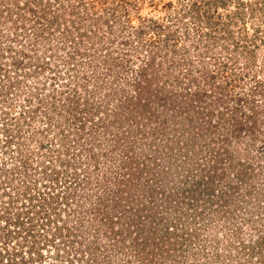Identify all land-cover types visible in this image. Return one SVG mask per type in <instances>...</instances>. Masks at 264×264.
<instances>
[{"label":"rangeland","instance_id":"rangeland-1","mask_svg":"<svg viewBox=\"0 0 264 264\" xmlns=\"http://www.w3.org/2000/svg\"><path fill=\"white\" fill-rule=\"evenodd\" d=\"M261 239L264 0H0V264H264Z\"/></svg>","mask_w":264,"mask_h":264},{"label":"trees","instance_id":"trees-1","mask_svg":"<svg viewBox=\"0 0 264 264\" xmlns=\"http://www.w3.org/2000/svg\"><path fill=\"white\" fill-rule=\"evenodd\" d=\"M215 75H218V73L217 74H210L208 77L210 78V80H211V82H212V80L213 81H217V77L215 76ZM156 75H154V77H155ZM214 85V84H213ZM214 87V86H213ZM219 88V87H218ZM217 88V89H218ZM216 89V88H215ZM216 89V90H217ZM199 95V94H198ZM211 96H210V94H209V96H206V98L204 99V100H209V98H210ZM167 99H169V97L168 96H166V95H164V98H163V100H164V102L167 100ZM212 102H214V101H212ZM155 103H159L158 101L157 102H155ZM151 103H149V101H146V102H144V104L142 105L143 107H147L148 105H150ZM210 104L211 105H213L214 103H206V110H207V112L205 111V112H202L201 114H207L208 116H209V114H211V113H213V110H214V107H213V109H211V110H208V107L210 106ZM155 105H157V104H155ZM215 109H217V107L215 108ZM228 109H229V106H225L224 107V112H227L228 111ZM254 113V112H253ZM257 112H255L254 114H256ZM223 114L224 113H222V112H220L219 110L217 111V116H219V119H222L223 118ZM257 115V114H256ZM198 117V116H197ZM199 118H203V117H199ZM170 119H168L167 117H165L164 118V121L166 122V121H169ZM230 120L232 121L233 120V118H230ZM225 121H228V119H227V117L225 118ZM183 121H181V122H179L180 124L182 123ZM227 123V122H226ZM226 123H223V124H225L226 125ZM184 124V123H183ZM251 124H253V125H251L250 127H254V126H256V122L253 120L252 121V123ZM227 152V154H228V159H231V160H233V154L232 153H229L228 151H226ZM242 177H245V175H241ZM251 179H249V181H250ZM230 185V184H229ZM252 188V187H251ZM251 189H250V191H248V195H250L251 194ZM136 212V211H135ZM250 213V212H249ZM250 217H251V215L250 214H248L247 215V220H249L250 219ZM243 240H241V246L243 247V248H245L246 247V245L247 244H245L246 242H242ZM162 242V236H159L158 237V239H157V242L154 244V245H157V244H160ZM264 242L262 241V239L261 240H258V243L257 244H259V245H262ZM240 244V243H239ZM247 247H249V246H247Z\"/></svg>","mask_w":264,"mask_h":264}]
</instances>
